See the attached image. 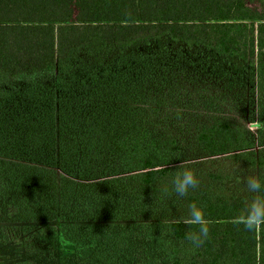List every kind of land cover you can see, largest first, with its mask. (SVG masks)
Listing matches in <instances>:
<instances>
[{"label":"trees","instance_id":"obj_1","mask_svg":"<svg viewBox=\"0 0 264 264\" xmlns=\"http://www.w3.org/2000/svg\"><path fill=\"white\" fill-rule=\"evenodd\" d=\"M160 39L264 70L263 0H0V200L4 192L19 197L5 212L35 208L42 219L63 220L61 234L77 249L65 264H114L113 248L92 238L95 226L127 232L134 221L137 233L164 241L161 264H264V224L245 228L244 197L188 196V206L202 207L209 220L198 248L186 239L196 225L149 221L172 190L185 132L207 155L264 168L245 125L172 75L138 93L115 82L82 88L75 74L80 52L101 62ZM174 103H192L204 116L187 118ZM209 178L225 179L217 172ZM2 264L49 263L26 257Z\"/></svg>","mask_w":264,"mask_h":264},{"label":"rangeland","instance_id":"obj_2","mask_svg":"<svg viewBox=\"0 0 264 264\" xmlns=\"http://www.w3.org/2000/svg\"><path fill=\"white\" fill-rule=\"evenodd\" d=\"M74 67L75 74L84 80L82 88L86 85L87 88H93L99 82L97 88L103 84L101 81L105 84L115 82L129 92L136 90L138 93L147 90L156 78L172 75L181 84L199 90L216 110L244 124L254 141L257 156H264V70L257 65L160 39L136 43L110 54L101 62L80 52ZM97 77L99 81H92ZM127 98V94L122 96L123 101H127ZM173 106L180 107L176 110L187 113V118L196 120L204 116V112L192 103H174ZM179 147L180 153L173 162V175L180 168L191 167L197 174L199 185L183 198L175 196L172 190L162 196L149 215L152 224L184 220L188 196L199 192H222L250 201L252 194L247 192L244 178L250 174L264 177V168L250 166L226 154H205L189 133L180 136ZM209 172L222 174L224 181L211 180ZM17 196L4 192L0 200V264L26 257L49 264H65L67 260L73 259L77 252L76 245L69 240L67 233L61 234V227L66 223L59 217L42 219L43 216L35 208H21L17 215L6 214L5 203H10L12 198H19ZM137 225V221H134L127 232H122L117 224L106 228L96 225L92 238L113 248L114 264H154L155 259L160 260L161 264L164 241L148 233H137ZM88 252H92L91 243ZM87 264L93 263L89 259Z\"/></svg>","mask_w":264,"mask_h":264},{"label":"clouds","instance_id":"obj_3","mask_svg":"<svg viewBox=\"0 0 264 264\" xmlns=\"http://www.w3.org/2000/svg\"><path fill=\"white\" fill-rule=\"evenodd\" d=\"M247 192L252 194V199L248 202L244 212L245 219L241 221L245 228L254 229L257 224H264V177L257 174H250L244 178ZM199 185L196 172L191 167L178 169L171 179L172 192L177 197H186L190 190H194ZM185 223L197 226L195 231L186 234V239L193 248H198L209 234V220L202 207L196 204H189Z\"/></svg>","mask_w":264,"mask_h":264}]
</instances>
